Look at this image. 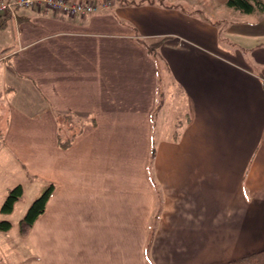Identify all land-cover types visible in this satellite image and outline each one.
Wrapping results in <instances>:
<instances>
[{"label":"crops","instance_id":"crops-1","mask_svg":"<svg viewBox=\"0 0 264 264\" xmlns=\"http://www.w3.org/2000/svg\"><path fill=\"white\" fill-rule=\"evenodd\" d=\"M169 1L221 21L112 2L19 8L0 24L14 181L0 195L24 188L0 216L54 185L22 234L34 264H223L264 249V12Z\"/></svg>","mask_w":264,"mask_h":264},{"label":"trees","instance_id":"trees-1","mask_svg":"<svg viewBox=\"0 0 264 264\" xmlns=\"http://www.w3.org/2000/svg\"><path fill=\"white\" fill-rule=\"evenodd\" d=\"M112 2H118L122 4H141V3H149L155 4L160 3L166 7H176L180 8L183 11L188 13H199L207 20H210L214 23H219L221 20L217 18H213L200 7L190 6L181 1H169V0H110ZM226 5L233 7L237 10H240L244 13H254V12H264V0H227ZM2 24V23H1ZM163 42L160 40L159 42H154V44L149 45L148 49L152 54L155 53L156 48L159 44ZM11 47L4 48L0 51V55L4 54ZM162 95V92H160ZM161 100L158 104V107L161 106ZM76 132L73 131V135L75 136ZM72 138L65 141V145L68 146L71 142ZM67 142V143H66ZM54 185L50 183L29 205L24 216L20 220V228L21 230H26L30 228L36 219L44 213L46 210L48 199L53 191ZM24 197V188L21 183L16 184L7 189L6 196L4 198L3 203L1 204L0 211L2 213H10L14 209V205L16 201L22 199ZM12 227V221L6 218L0 220V230H9ZM0 264H5V261L0 253ZM223 264H264V249L256 251L254 253L242 256L240 258L229 260Z\"/></svg>","mask_w":264,"mask_h":264},{"label":"rangeland","instance_id":"rangeland-1","mask_svg":"<svg viewBox=\"0 0 264 264\" xmlns=\"http://www.w3.org/2000/svg\"><path fill=\"white\" fill-rule=\"evenodd\" d=\"M243 12L238 10L237 12L232 13L233 15L239 16V15H243L241 14ZM232 17V16H229ZM227 17V18H229ZM246 16H244L245 18ZM233 19V18H230ZM241 40V39H239ZM241 42H244V44L247 42H255V41H249L247 39H242ZM8 120H9V107L8 104L4 98L3 95H0V142L2 139H4L5 136V132L8 126ZM61 126H65L67 124V120H62L61 121ZM10 162H11V157L10 154L8 153V150L6 148H4L1 144H0V189L1 186L4 184L3 182H6L7 184H14L12 182L13 178H9L6 177V173L8 168L10 167ZM34 195L33 191H28L27 192V199L32 198V196ZM5 196L4 195H0V206L4 201ZM27 210V207H24V204H17L16 206V210L14 212V215L12 217V222L14 223L13 228L10 230L9 233L15 235L16 237V241H17V247H13V250H11L10 252H6L5 251V246H3L0 243V248L3 252V255L5 254L9 263L10 264H34V258L33 257H28L31 255V252L29 250V248L26 246L24 239L22 238V234L26 235V232L28 231L26 230H21L20 225H19V219L21 217H23V214L25 213V211ZM3 219V217L0 216V220ZM18 231V232H17ZM11 244V243H10ZM9 245V243H8ZM11 248V245H9ZM0 250V251H1ZM12 251H14V253L12 254ZM6 264V263H5Z\"/></svg>","mask_w":264,"mask_h":264},{"label":"built area","instance_id":"built-area-1","mask_svg":"<svg viewBox=\"0 0 264 264\" xmlns=\"http://www.w3.org/2000/svg\"><path fill=\"white\" fill-rule=\"evenodd\" d=\"M111 4L110 0H0V24L8 16L16 17L19 8L39 6L49 11L85 15L108 8Z\"/></svg>","mask_w":264,"mask_h":264}]
</instances>
